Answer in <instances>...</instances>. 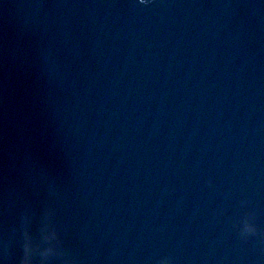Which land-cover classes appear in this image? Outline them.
<instances>
[{
	"label": "water",
	"instance_id": "1",
	"mask_svg": "<svg viewBox=\"0 0 264 264\" xmlns=\"http://www.w3.org/2000/svg\"><path fill=\"white\" fill-rule=\"evenodd\" d=\"M25 217L48 264H264V0H0V264Z\"/></svg>",
	"mask_w": 264,
	"mask_h": 264
},
{
	"label": "clouds",
	"instance_id": "2",
	"mask_svg": "<svg viewBox=\"0 0 264 264\" xmlns=\"http://www.w3.org/2000/svg\"><path fill=\"white\" fill-rule=\"evenodd\" d=\"M24 225V264H33L35 258H39L37 264H48L53 256H59L61 259L64 257V253L59 250V236L55 226L48 225L43 230V233L39 240L30 238L26 228V217L23 221ZM257 231L256 226L248 219L243 222L242 233L243 234H255ZM65 264L70 262L65 261Z\"/></svg>",
	"mask_w": 264,
	"mask_h": 264
}]
</instances>
